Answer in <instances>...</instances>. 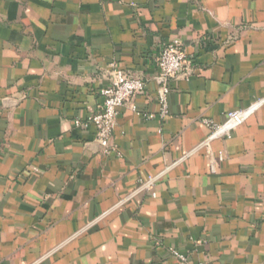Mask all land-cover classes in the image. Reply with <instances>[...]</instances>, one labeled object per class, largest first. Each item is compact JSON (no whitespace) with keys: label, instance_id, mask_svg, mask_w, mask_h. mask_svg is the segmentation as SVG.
<instances>
[{"label":"crops","instance_id":"0c3cea01","mask_svg":"<svg viewBox=\"0 0 264 264\" xmlns=\"http://www.w3.org/2000/svg\"><path fill=\"white\" fill-rule=\"evenodd\" d=\"M173 38L190 76L162 119ZM115 69L145 89L106 155L74 122ZM262 97L264 0H0V264H264V102L228 137L201 121Z\"/></svg>","mask_w":264,"mask_h":264},{"label":"built area","instance_id":"2783aa9c","mask_svg":"<svg viewBox=\"0 0 264 264\" xmlns=\"http://www.w3.org/2000/svg\"><path fill=\"white\" fill-rule=\"evenodd\" d=\"M157 75L160 85L157 89V98L159 102L158 116L162 119L169 113L168 96L170 92V81L178 76L188 78L190 76V63L186 52L181 47L179 38H173L166 42L157 57ZM145 89V81L139 76L129 75L119 69L112 71L110 84L100 89L101 103L95 113L88 115L85 121L75 120V125L92 123L96 128L97 141L103 149V153L109 155L115 153L119 155L116 147L111 143V133L113 126L118 118L120 108L130 98L141 94ZM264 102V97L251 102L247 106L231 109L226 112L225 119L222 122H215L210 118H202L201 121L210 128V133L206 142L217 137H228L231 132L243 124L256 109ZM136 113L139 114L135 105H132ZM144 114V113H143ZM151 118L153 114H145ZM222 159V155H218ZM209 171L215 172V161L209 163ZM155 176H148L142 181L141 187L155 195L154 184ZM180 261H186L185 255L176 250L172 251Z\"/></svg>","mask_w":264,"mask_h":264}]
</instances>
